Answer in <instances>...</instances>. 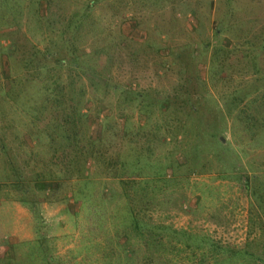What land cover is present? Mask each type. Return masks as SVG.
I'll return each instance as SVG.
<instances>
[{
  "label": "rangeland",
  "instance_id": "rangeland-1",
  "mask_svg": "<svg viewBox=\"0 0 264 264\" xmlns=\"http://www.w3.org/2000/svg\"><path fill=\"white\" fill-rule=\"evenodd\" d=\"M0 264H264V0H0Z\"/></svg>",
  "mask_w": 264,
  "mask_h": 264
},
{
  "label": "trees",
  "instance_id": "trees-1",
  "mask_svg": "<svg viewBox=\"0 0 264 264\" xmlns=\"http://www.w3.org/2000/svg\"><path fill=\"white\" fill-rule=\"evenodd\" d=\"M69 138H70V137L66 138V141H68ZM251 256H252V254H251ZM251 256H250V257H251ZM256 258H258V260H261V258H260L259 256H257Z\"/></svg>",
  "mask_w": 264,
  "mask_h": 264
}]
</instances>
